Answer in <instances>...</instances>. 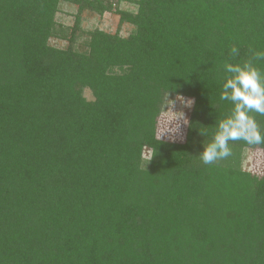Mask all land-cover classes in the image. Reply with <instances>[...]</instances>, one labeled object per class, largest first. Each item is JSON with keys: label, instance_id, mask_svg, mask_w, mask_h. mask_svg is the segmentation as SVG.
<instances>
[{"label": "trees", "instance_id": "trees-1", "mask_svg": "<svg viewBox=\"0 0 264 264\" xmlns=\"http://www.w3.org/2000/svg\"><path fill=\"white\" fill-rule=\"evenodd\" d=\"M59 1L0 0V264H264V173L239 168L264 143L193 158L234 107L225 63L264 52V0H136L125 37L64 27ZM166 93L194 97L185 142L145 162Z\"/></svg>", "mask_w": 264, "mask_h": 264}, {"label": "rangeland", "instance_id": "rangeland-1", "mask_svg": "<svg viewBox=\"0 0 264 264\" xmlns=\"http://www.w3.org/2000/svg\"><path fill=\"white\" fill-rule=\"evenodd\" d=\"M111 3V9L102 13L88 7H84L79 12L77 5L61 0L57 5L55 20L64 27L72 28L78 19L79 28L76 30L80 29L82 33L84 32L83 29L90 30L97 27L111 34L117 32L121 37L128 36L134 30V25L120 21L118 13L119 10L135 11L137 8L136 0H111ZM82 36L75 39L74 46L77 47L81 44L83 40ZM49 44L56 47H65L67 41L59 37H50ZM84 96L88 98L91 97V94L86 90ZM189 102H191L190 106ZM194 102V97L181 93H166L164 95L159 114L156 117L155 132L144 145L142 159L145 162L151 157L153 148L173 150L178 144L185 142V134ZM200 140L201 142L197 144V148H194L193 158L197 161V164L206 165L203 163L200 153L204 150V143H209L212 138L208 140L202 138ZM239 159L241 171L257 178L263 175L264 150L260 148H246L240 153ZM226 160L222 159L214 164L219 165Z\"/></svg>", "mask_w": 264, "mask_h": 264}, {"label": "clouds", "instance_id": "clouds-1", "mask_svg": "<svg viewBox=\"0 0 264 264\" xmlns=\"http://www.w3.org/2000/svg\"><path fill=\"white\" fill-rule=\"evenodd\" d=\"M230 51L233 57L239 55L236 46ZM250 51L251 56L248 59L224 65L228 75L223 84L221 99L231 101L234 107L228 116L218 121L212 140L204 143L200 156L206 165L231 156L230 141L264 143V135L256 119L250 114L255 112L264 115V73L254 64V61L264 59V52Z\"/></svg>", "mask_w": 264, "mask_h": 264}]
</instances>
